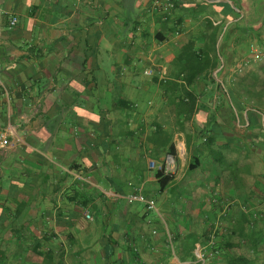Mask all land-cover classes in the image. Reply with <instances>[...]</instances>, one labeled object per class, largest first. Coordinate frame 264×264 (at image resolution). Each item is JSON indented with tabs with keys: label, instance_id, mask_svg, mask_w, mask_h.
I'll return each mask as SVG.
<instances>
[{
	"label": "crops",
	"instance_id": "crops-1",
	"mask_svg": "<svg viewBox=\"0 0 264 264\" xmlns=\"http://www.w3.org/2000/svg\"><path fill=\"white\" fill-rule=\"evenodd\" d=\"M154 1L0 0V264H264V0Z\"/></svg>",
	"mask_w": 264,
	"mask_h": 264
},
{
	"label": "built area",
	"instance_id": "built-area-1",
	"mask_svg": "<svg viewBox=\"0 0 264 264\" xmlns=\"http://www.w3.org/2000/svg\"><path fill=\"white\" fill-rule=\"evenodd\" d=\"M153 5H154V7L156 9H158L161 12L170 10V9H172L174 7V4H173L172 0H160V2H159V0H156V1H154ZM15 23H16V19L15 18H11L9 20L10 27H13L15 25ZM250 52L258 60H260V61L264 60V50H259L257 47L252 46L251 49H250ZM145 74L149 75L150 73L149 72H145ZM0 145L1 146H6L7 145V141H6V138L4 136L0 137ZM160 169L161 168H159V170ZM127 199L129 201H132V202H138L140 204H144L147 209H150V210L154 209V202L152 200L147 199L143 195H140V194L131 195V196H128ZM85 218L87 220H91V217L89 216V214H85ZM167 240H168L170 246H172V239H171V237L169 235L167 236ZM195 257H196V260H195L194 264H204L205 263L204 254L202 252H200L199 249L196 251Z\"/></svg>",
	"mask_w": 264,
	"mask_h": 264
},
{
	"label": "rangeland",
	"instance_id": "rangeland-1",
	"mask_svg": "<svg viewBox=\"0 0 264 264\" xmlns=\"http://www.w3.org/2000/svg\"><path fill=\"white\" fill-rule=\"evenodd\" d=\"M188 200L187 206H179L178 201H174V206L170 207V212L166 214L163 212V219L158 218L159 221V227L160 229H167L166 232L168 231L169 236L171 237L173 243H174V233L177 231H180L182 229V226L180 224H185L183 221L187 223L192 222V218H194L192 209L193 206H188V205H193L190 204L193 199L190 197L192 201L189 200V197H185ZM181 202V201H180ZM174 230V231H173ZM167 246V244L165 245ZM169 249V248H168ZM196 260V257H195ZM204 264H210V259L208 260L207 263Z\"/></svg>",
	"mask_w": 264,
	"mask_h": 264
},
{
	"label": "trees",
	"instance_id": "trees-1",
	"mask_svg": "<svg viewBox=\"0 0 264 264\" xmlns=\"http://www.w3.org/2000/svg\"><path fill=\"white\" fill-rule=\"evenodd\" d=\"M247 75H250L252 78L257 80L255 77L258 75H264V62L259 65H257L253 70H250L247 72ZM158 183H159V188L162 189L165 187L166 183L170 181V177H162V174L158 173L157 175ZM194 241L190 240V237L185 240V242L178 244L175 248L174 254L177 257V259L180 262L184 261H190L193 262L195 261V257L192 254L193 248H194ZM210 253L214 254L215 249L214 246H210ZM129 252L135 256L134 251L130 248ZM122 262H115V264H120Z\"/></svg>",
	"mask_w": 264,
	"mask_h": 264
}]
</instances>
